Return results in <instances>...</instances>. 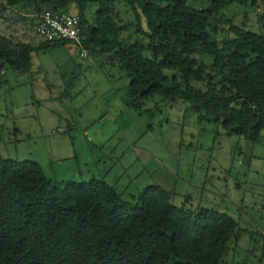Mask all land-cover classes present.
<instances>
[{
  "label": "trees",
  "instance_id": "1",
  "mask_svg": "<svg viewBox=\"0 0 264 264\" xmlns=\"http://www.w3.org/2000/svg\"><path fill=\"white\" fill-rule=\"evenodd\" d=\"M116 1L4 0V9L33 4L38 15L69 12L75 5L86 55L113 56L111 64L130 79L128 96L136 110L153 96L181 101L198 123H214L227 136L260 143L264 17L257 32L227 20L233 38L218 46L209 28L211 22H223L218 15L233 0H208L205 9L193 8L190 0H122L147 27L143 31L138 22L136 32L142 36L129 40L120 39ZM87 4L97 6L91 24L84 16ZM37 39V46L12 48L0 37V73L6 67L29 72L32 52L69 44ZM197 50L210 59L209 67L193 58ZM172 200L160 187L148 186L135 203L122 202L104 180L54 184L37 163L0 157V264L235 262L239 230L232 218L205 209L192 215Z\"/></svg>",
  "mask_w": 264,
  "mask_h": 264
},
{
  "label": "rangeland",
  "instance_id": "2",
  "mask_svg": "<svg viewBox=\"0 0 264 264\" xmlns=\"http://www.w3.org/2000/svg\"><path fill=\"white\" fill-rule=\"evenodd\" d=\"M238 1L218 15L223 22H211L209 34L218 46L233 38L229 24L259 29L264 0ZM188 4L209 7L208 0ZM96 10L87 4L90 24ZM114 10L120 39L141 37L138 22L147 31L144 18L122 0ZM75 11L69 6V13ZM36 13L33 4L4 9L0 0V37L12 48L37 46ZM82 52L71 44L37 50L29 72L6 67L0 73V157L37 163L54 184L104 180L127 203L158 186L192 215L205 209L237 223L232 264H264V131L259 144L227 136L219 125L198 123L181 101L159 96L136 110L128 96L130 79L111 64L113 56L81 57ZM193 58L211 65L200 50Z\"/></svg>",
  "mask_w": 264,
  "mask_h": 264
},
{
  "label": "built area",
  "instance_id": "3",
  "mask_svg": "<svg viewBox=\"0 0 264 264\" xmlns=\"http://www.w3.org/2000/svg\"><path fill=\"white\" fill-rule=\"evenodd\" d=\"M35 34L45 43H69L82 48L80 19L69 12L45 10L38 14ZM80 56L85 57L86 52H82Z\"/></svg>",
  "mask_w": 264,
  "mask_h": 264
}]
</instances>
